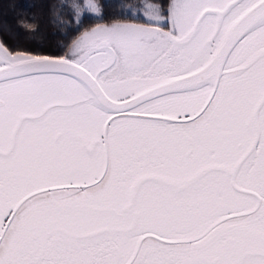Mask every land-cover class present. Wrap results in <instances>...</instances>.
I'll use <instances>...</instances> for the list:
<instances>
[{
    "label": "snow or ice",
    "instance_id": "1",
    "mask_svg": "<svg viewBox=\"0 0 264 264\" xmlns=\"http://www.w3.org/2000/svg\"><path fill=\"white\" fill-rule=\"evenodd\" d=\"M73 7L0 42V264H264V0Z\"/></svg>",
    "mask_w": 264,
    "mask_h": 264
},
{
    "label": "trees",
    "instance_id": "2",
    "mask_svg": "<svg viewBox=\"0 0 264 264\" xmlns=\"http://www.w3.org/2000/svg\"><path fill=\"white\" fill-rule=\"evenodd\" d=\"M87 0H0V41L7 45L20 47L45 48L55 47L59 43H67L78 35L71 31L75 27L76 11L74 5L86 4ZM100 13L89 11L84 16V28L96 24L133 21L131 16L122 15L128 8L135 13L136 6L143 0H94ZM102 15L101 18H97ZM21 22L24 26L21 27ZM31 26V27H30ZM32 28L37 29L33 31ZM68 32V40L62 33Z\"/></svg>",
    "mask_w": 264,
    "mask_h": 264
},
{
    "label": "rangeland",
    "instance_id": "3",
    "mask_svg": "<svg viewBox=\"0 0 264 264\" xmlns=\"http://www.w3.org/2000/svg\"><path fill=\"white\" fill-rule=\"evenodd\" d=\"M143 22V21H142Z\"/></svg>",
    "mask_w": 264,
    "mask_h": 264
},
{
    "label": "water",
    "instance_id": "4",
    "mask_svg": "<svg viewBox=\"0 0 264 264\" xmlns=\"http://www.w3.org/2000/svg\"><path fill=\"white\" fill-rule=\"evenodd\" d=\"M1 42V41H0Z\"/></svg>",
    "mask_w": 264,
    "mask_h": 264
}]
</instances>
